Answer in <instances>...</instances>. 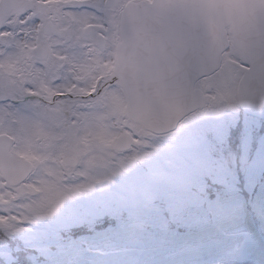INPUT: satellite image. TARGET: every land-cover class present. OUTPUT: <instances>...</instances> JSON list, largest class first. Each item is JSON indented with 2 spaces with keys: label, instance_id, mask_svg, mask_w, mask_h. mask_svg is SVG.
Masks as SVG:
<instances>
[{
  "label": "snow or ice",
  "instance_id": "obj_1",
  "mask_svg": "<svg viewBox=\"0 0 264 264\" xmlns=\"http://www.w3.org/2000/svg\"><path fill=\"white\" fill-rule=\"evenodd\" d=\"M0 264H264V0H0Z\"/></svg>",
  "mask_w": 264,
  "mask_h": 264
}]
</instances>
